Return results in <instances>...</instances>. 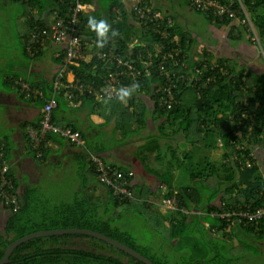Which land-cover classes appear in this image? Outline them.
Segmentation results:
<instances>
[{"label":"trees","instance_id":"trees-1","mask_svg":"<svg viewBox=\"0 0 264 264\" xmlns=\"http://www.w3.org/2000/svg\"><path fill=\"white\" fill-rule=\"evenodd\" d=\"M1 1L20 3L22 5V14L26 18L29 29L22 34L26 42L28 33L32 28L38 26L51 30L56 20L54 13L58 11L66 15L77 0ZM88 1L94 0H84L86 3ZM98 1H101L103 5L99 8V11H94L92 15L99 17L97 19L107 18L106 20L112 24L113 28L119 29L120 32L118 37L110 38L106 47L112 46L115 53L131 59L138 69L143 70L142 82H135L140 85L136 93L145 94L153 98L155 112L160 117H163L165 124L168 122L169 124L173 123L174 128L171 132L174 135L185 134L186 136L187 147L185 153H179L173 146H170V152L173 153L180 164L184 163L183 166L191 167L190 170L187 168L191 184L181 185L178 193H174L171 190H167L163 194L160 193V199L165 196L175 195L180 200V204L190 210L202 209L218 213L241 204H251L253 207L264 205V0H241L257 29V43L253 39V33L247 30L244 24L239 21L244 16L243 14L238 13L240 18L237 16L231 17L225 12L219 14L218 7L205 9L200 8L194 0L184 1L185 6H189L194 13L203 16V19L211 26L225 29L220 34L223 38H227L223 43L221 41V51H224V53L222 52V54L218 55L214 52L212 53L209 47L201 46L191 32L180 27L176 21L175 14L166 13L174 21L170 36L164 38L159 34H155L152 32L151 26L147 25L142 26V30L145 33L137 35L136 31L133 32L127 23V14L129 12L123 4H120L117 0ZM216 1L224 8L229 7L241 12L240 0ZM148 3L153 8L158 9L151 2ZM114 8L121 10V21H114L116 17ZM92 15L84 14V10L79 15L81 25L79 35L85 43L96 37L94 32L92 34L86 28L88 18ZM83 16L87 20L84 21ZM47 41L53 43L50 36L46 37L45 43ZM230 45L234 47L231 52L229 51ZM174 47L179 50L175 58L179 60L180 65L176 66L167 60L169 72L172 69L174 74L171 72V77H169L174 100L170 106L163 107L159 104V97L164 92L159 91V89L164 83L168 82L169 78L165 74L160 73L155 64L160 58H163L162 55L165 52L170 51ZM239 47L251 49L254 54L256 48L258 57L257 62L253 66L247 62L241 64L239 61ZM98 50L99 48L96 46L90 50L87 49L86 54H91L92 57L87 56L88 59L79 60L78 64L71 65L66 77L70 80L79 79L85 85L94 81L97 86H100L103 79L108 76L111 69L115 66L103 63L98 56ZM44 52L45 49L34 58L42 56ZM229 52L231 56L228 55ZM25 53L29 55L26 49ZM61 54H65V49L61 51ZM149 55H152L154 67H151L148 75L142 61L147 60ZM56 59L58 64H60L62 57L56 56ZM182 62L185 64L183 65ZM196 69H198L197 73L195 72ZM181 73L184 74L185 80L178 78ZM195 75L197 84L193 85L195 81L191 77H195ZM210 75L212 80H207ZM17 81H14V84L18 93L25 99V94ZM204 83L208 84V87H202ZM29 85L43 87L47 96L51 89V83L47 87L34 85L30 82ZM198 91L202 92L201 96L197 94ZM78 95L77 106L74 107L70 105L63 92L59 93L57 107L52 110V118L55 123L59 124L56 121V110L60 107L62 101L66 103L68 101L70 107L77 108L82 100H99L88 90L78 91ZM101 101L106 100L101 99ZM117 101L124 104L120 100ZM40 104L42 105V121L44 104L43 102ZM130 104H133V99H130L128 105ZM133 113L134 111L130 114L131 120H134L136 127L140 130L146 124L145 117L138 113ZM163 121L160 125H164ZM177 123L179 126L176 125ZM250 125H252V129L249 128ZM40 126L41 122L25 127L29 149L37 159L45 158L47 153L46 146L50 140L58 138L72 145L64 137L49 133L41 141L40 149L43 155L42 157H37L36 151L30 146L28 128H40ZM62 126H70L77 130L72 125ZM210 127L215 128L213 141H207V138L202 136V132L205 130L208 129L207 133L213 130ZM168 132L166 131L164 135L170 138L171 135ZM81 133L84 137L82 131ZM216 139L221 140L223 142L222 145L227 147L222 161H214L206 156L203 157L202 154L199 156L193 154L196 146H205L211 150L215 149L217 146ZM2 143L5 145L6 160L10 162L8 144L6 141H0V144ZM244 143L245 148L241 151L238 150L242 165L234 160L227 161L229 157H233L237 150V145ZM86 145L92 149L87 142ZM93 151L98 153L96 150ZM250 153L253 155L250 156ZM86 157L87 153L84 152V161L89 166V171L91 169L90 172L96 176L95 178L93 177L94 180L91 181L89 176L80 178L79 194L74 203H63V205H55L53 208L47 206L40 212L38 205L43 207L44 204L49 202L41 199L38 187H28L21 196L18 193L15 174L10 166L8 174L12 178L15 186L13 192L18 195L21 207L16 212L11 208L9 209L10 214L7 217L6 224L3 230L0 229V259L4 256L8 245L20 237L41 230L77 227L95 230L117 239L136 249L155 264H234L243 258L257 257V233H260L262 229L264 230V219L260 222L258 228L253 225L235 228L236 225H234L233 229L226 232L224 229L231 222L230 220L222 218L220 215L213 217L206 215L203 220L208 221L211 225V233L209 234L201 226L203 220L198 217H193L180 211L171 212L164 216L161 215V211H158L160 207L152 204V202L160 201L157 196L158 193L143 197L136 192V185L134 184L135 172L130 184L133 197L124 198L120 194H116L112 185L100 180L94 170V166ZM101 157L104 161L111 163L102 155ZM188 158L191 161H186ZM112 164L123 172L130 171L116 163ZM118 207L137 210V213L156 232L159 231L164 239H166L165 234L167 231L170 234L174 232V236H171L169 241L172 247L175 245L173 240H183L187 237L189 226L191 229L193 226L199 227L205 249H202V253V250H200L196 254L198 246H195L189 255L180 252L175 257H172L171 255L176 251L167 254L168 252H158L155 248L141 245L132 233L123 230L117 225L119 220H121L122 214L118 217L112 214V210ZM77 237L92 236L62 234L29 239L15 248L11 255L13 261L7 264H145L111 244L114 249L108 250L110 253H102V250L99 252L93 249L97 247L100 249L106 248L103 243L100 244L93 241L94 247L90 249L69 247L66 246V243V245L58 244L65 242V239ZM233 238H237V244L231 241ZM251 238H253V241H251ZM165 242L167 243V241ZM175 242L177 243L178 241ZM48 244L50 245L48 246ZM188 245L191 246V244ZM194 248H196L195 253L193 252Z\"/></svg>","mask_w":264,"mask_h":264},{"label":"crops","instance_id":"crops-1","mask_svg":"<svg viewBox=\"0 0 264 264\" xmlns=\"http://www.w3.org/2000/svg\"><path fill=\"white\" fill-rule=\"evenodd\" d=\"M117 1L123 4L128 10L127 23L133 32L136 31L137 35H142L144 31L138 25L130 10L136 2H151L161 11L175 14L176 21L180 27L191 32L196 40V29H199L198 20L194 19L192 21L193 24L188 23L192 19L186 17V9L192 13L194 12L189 6H185V0ZM0 3L7 4L8 2H1L0 0ZM102 5L101 1L98 0L88 1L85 5L84 14L92 15L94 11H99ZM164 7L165 9H162ZM192 16L195 18V15ZM82 18L84 21L87 20L85 16ZM209 25H207L209 29L210 27L212 29L214 28L211 25L209 27ZM86 28L93 34L88 26ZM221 31L224 32L225 29H221ZM24 43L25 41L23 39V47L20 51L22 57L17 54L18 61L14 58V61L10 62L7 67H0V141H6L8 144L9 163L15 174L18 193L22 196L28 187H37L41 181L42 172L46 171L45 168L50 167L51 170L53 167L57 170L59 165H66L69 161L76 164L74 165L77 168L76 174H79L80 178L89 176L91 181L94 180L93 177H96L95 174L90 172L91 169L89 171V166L84 161V150L70 145L65 140L56 138L55 140L48 141L46 146L47 153L43 159H37L31 153L26 138L25 127L41 122L42 105L40 102L27 101L22 98L18 93L14 81L25 80L34 85L47 87L52 82L58 70L59 64L56 59V54L61 52L64 47L63 45L47 41L45 52L42 56L31 58L25 53ZM239 48L241 49V47ZM232 50L230 48L229 51L231 52ZM217 51L220 54L222 52L224 53L220 48ZM245 51L253 52V50L246 48L245 50L243 49V52ZM230 52L228 55L231 56ZM239 52V61L241 64L247 62L253 66L254 62L252 61V57H247L246 55L248 53L246 52L242 53L240 50ZM253 55L254 53L249 56ZM132 99L133 104L130 105L122 104L117 100H82L77 108L70 107L68 101L67 103L62 101V104L56 110V121L61 125L75 126L82 131L87 144L93 150L100 153L107 161L116 163L124 169L133 170L135 172L134 184L136 185V192L140 193L141 196L149 197L152 193H158L157 196L160 199L159 194H163L167 190L178 193L181 187L178 184L181 180L179 167L181 164L173 153L170 152V146L175 147L179 153H185L187 147L186 136L185 134L176 136L170 131L168 132L171 135L170 138L168 137L169 139L164 135L167 131L164 127L166 124L163 121V117H160L155 112L153 98L145 94L136 93L135 96H132ZM132 111L145 117L146 124L140 130L136 127L134 120H131L130 114ZM162 121L164 125H160ZM108 137L113 138L112 143H109L107 140ZM216 142L217 146L212 150L211 159L214 161H222L227 147L222 145L223 142L219 139H216ZM143 149L146 155L142 152ZM158 211H161V215L163 216L171 213L163 208H160ZM137 212V210H131L125 207H118L112 210L113 215L119 217L122 214L120 217L121 220H119L117 225L123 230L130 232L127 222L130 223L133 219H137L151 231L156 232ZM9 214V209L0 203L1 230H3ZM166 222L169 223L168 220ZM201 226L204 227L205 232L211 233V225L208 221L203 220ZM195 228L197 230L200 229L199 227ZM198 231H201V229ZM216 237L218 238V236ZM79 238L65 239V242L58 244L79 247L78 245L83 242L89 245L90 241H75V239L78 240ZM251 241H253V238H251ZM256 241L257 255L261 257L262 252L264 253L263 229L260 233H257ZM170 246L169 244L168 247L171 249L172 246ZM93 249L99 252L102 250V253H110L106 248ZM193 252L195 253V251ZM197 253H199V249L196 250Z\"/></svg>","mask_w":264,"mask_h":264},{"label":"built area","instance_id":"built-area-1","mask_svg":"<svg viewBox=\"0 0 264 264\" xmlns=\"http://www.w3.org/2000/svg\"><path fill=\"white\" fill-rule=\"evenodd\" d=\"M200 8H210L218 7L219 14L226 13L231 17H239L238 13L243 14L244 16L239 19V21L244 24L245 28L253 33V39L257 43V29L250 17L249 12L246 10L242 1L240 0L241 12L235 11L229 7L220 6L216 0H194ZM79 5V7H77ZM86 2L84 0H77L73 3V6L69 9V12L66 15L56 11L54 14L56 20L51 27V30L45 27H34L28 33L25 49L31 58L36 57L43 49H45V39L50 36L53 43L63 45L65 49V54L62 55L61 52H58L56 56H61L62 61L59 64V69L55 74L53 81L51 82V89L48 96L46 95L43 87H33L29 85L28 82L18 80L17 83L21 85V89L25 94L26 100L43 102L44 117L41 121L40 128L29 127L28 135L30 138V146L36 151L37 157H42L43 153L40 149L41 141L46 137L47 134L52 133L58 136L64 137L68 142L77 148H81L84 152L87 153V159L94 166V170L100 180L107 184L112 185L116 194H120L124 198H132L133 191L130 188L131 179L134 176V171L130 170L128 172H123L115 167L112 163L104 161L99 153L94 152L86 145V141L80 130H75L70 126H62L54 122L52 118V110L57 107L58 104V95L60 92H63L65 97L68 99L71 106H77L78 91L88 90L92 93L95 98L101 100H119L117 96L118 89L121 86H130L133 83L142 82L143 70L138 69L136 65L133 64L131 59H128L119 53H115L112 49L113 47H104L99 48L98 56L105 64H113L115 67L111 69L108 76L105 77L100 84L97 86L93 81L90 84L85 85L79 79L70 80L67 78V74L70 71V66L78 64L79 60L88 59L92 57L91 54H86L87 49H92L96 46L95 41L96 37H93L89 42H83L79 31L81 28L80 25V13L82 10H85ZM116 11V17L114 21H119L122 19V13L119 8H114ZM131 14L137 21L138 25L141 27L144 25L151 26L152 32L159 34L162 37H168L171 35V31L174 26V21L170 15L163 13L161 10L155 9L148 2H136L131 10ZM178 48L174 47L168 52H165L160 60L155 64L157 70L160 73L165 74L168 78L171 77V72L167 67V60L170 63H173L176 66H179V60L175 58V55L178 54ZM144 68L149 75L151 67H154V60H152V55H149L147 60L142 61ZM183 65L185 64L182 62ZM181 63V64H182ZM153 64V65H152ZM214 67V66H213ZM198 72V69L195 70ZM173 74V72H172ZM174 75V74H173ZM179 79L185 80V76L181 73L178 77ZM195 82L193 85H196V75L191 77ZM142 79V80H141ZM212 80V76H209V79ZM130 84H129V83ZM202 87H208V84L204 83ZM164 93L159 97V104L161 106H170L174 100L173 89L171 85V79L169 78L168 82L159 89ZM199 96L202 95L201 91L197 93ZM131 99V98H130ZM128 99L127 102L130 100ZM252 129V125L249 126ZM264 136V134H263ZM244 144H238L237 150L234 153L233 157H229L227 161L234 160L242 165L240 157L238 156V150L241 151L245 148ZM253 155L250 153V156ZM10 163L6 160L5 156V145L4 143L0 144V203L13 211H18L21 207V204L18 199V195L13 192L15 188L12 178L9 177ZM133 180V179H132ZM160 201L152 202L153 205H157L160 208H163L169 212H183L189 214L193 217H198L203 220L206 215L211 217L215 215H220L222 218H226L231 222L224 229L228 232L239 226L253 225L257 228L260 225V222L264 219V205H257L253 207L251 204H241L233 206L229 209L223 210V212H213V211H204L202 209L190 210L185 206H182L180 200L175 196H165Z\"/></svg>","mask_w":264,"mask_h":264},{"label":"rangeland","instance_id":"rangeland-1","mask_svg":"<svg viewBox=\"0 0 264 264\" xmlns=\"http://www.w3.org/2000/svg\"><path fill=\"white\" fill-rule=\"evenodd\" d=\"M2 2V1H1ZM162 9H165L162 8ZM22 5L20 3H12L8 2L7 4H1L0 3V67L5 68L7 65L14 61V58L18 61V56H21L20 51L22 50L23 47V37L22 34L26 33L28 29V23L26 21V18L22 14ZM163 12V11H162ZM163 13H168V12H163ZM195 15V18L194 16ZM186 17L188 19H192L189 21V24H193L192 21L194 19L198 20V26L199 29H196L197 37L196 41H198L201 46L205 45L209 47L215 54H220L217 49L220 50L222 49L221 47V41H226L227 38H223L220 34H222L221 29L214 27L213 29L210 27L207 21H205L203 16L198 15L196 13H192L188 9H186ZM210 29L208 28V26ZM195 30V28H194ZM216 45V46H215ZM216 48V49H215ZM230 48L234 49L233 46L230 45ZM248 49V48H246ZM245 50V48H244ZM240 51L243 52V49L241 47ZM248 55L247 57H254L252 58V61L255 63L257 62V50L255 48V54L253 56H249L253 52L249 51L246 52ZM18 54V56H17ZM22 57V56H21ZM20 59V58H19ZM253 63V64H254ZM132 99V98H131ZM130 101V100H129ZM129 101L126 102L125 104H129ZM124 103V102H123ZM177 126L178 123H177ZM167 131H172L174 128L173 123L169 124V122L164 126ZM213 129L211 132H208V129L202 132L203 138H207V141H213L215 137L214 133V127H210ZM178 136V135H176ZM107 140L109 143L113 142L112 137H108ZM183 144V143H181ZM142 152L146 155L145 150L143 149ZM212 150L209 149L208 147L202 146L198 147L196 146L194 149V153L196 155L202 154L203 157L206 156L209 159L211 158ZM141 158V156H140ZM191 161L189 158L186 161ZM74 162H68V164H63L59 165L57 167V170L55 168L47 167L45 168V172H42L41 175V181L39 185H37L40 193V197L42 200H45L46 202H49L47 204L38 205V210L39 212L42 211L43 209L47 208H53L55 205H63L64 204H71L74 203L76 198L78 197L79 194V185H80V177L79 174H76V165ZM182 163L180 167V172H181V180L178 183L180 186L181 185H187L191 184V179L189 178V173L188 169L190 170L191 167L184 165ZM188 168V169H187ZM228 168V167H227ZM56 171H55V170ZM229 169V168H228ZM127 225L130 228V232L134 235V237L138 240V242L141 245L144 246H152V248H155L158 252L162 253H173L176 251L172 257H175L177 253L184 252L185 255H189L193 247L198 246L199 251L204 248L203 245V239L200 235V232L193 227L192 229H189V232L187 234V237L183 240H173L175 245L170 249L168 247L169 241L171 240V236H174L170 232H166L165 237L166 239L163 238L162 234L158 232H153L151 231L147 226H144L139 220L133 219L130 223L127 222ZM176 233V232H175ZM75 241H90L89 245L87 243H80L78 246L83 247V248H92L94 245L92 244L93 242H98L100 244L103 243V245L106 247L107 250H113L114 247L111 246L110 244L103 242V240H100L95 237H84V238H79L78 240L75 239ZM93 241V242H92ZM167 241V243L165 242ZM175 241H178L177 243ZM235 244L238 243L237 239H232ZM188 244H191L188 245ZM171 247V246H170ZM100 249L99 247H97ZM172 250V251H171ZM196 248H194V251ZM125 259V258H124ZM234 264H264V253L262 252V256L260 257L257 255L251 256L250 258H243L241 260L236 261Z\"/></svg>","mask_w":264,"mask_h":264},{"label":"water","instance_id":"water-1","mask_svg":"<svg viewBox=\"0 0 264 264\" xmlns=\"http://www.w3.org/2000/svg\"><path fill=\"white\" fill-rule=\"evenodd\" d=\"M62 234H84V235L92 236V237L98 238L100 240H103V241L117 247L118 249L124 251L128 255L134 257L135 259H137L139 261H142L145 264H155L148 257L144 256L143 254H141L136 249L130 247L129 245H127V244H125V243H123L117 239L109 237V236H107L101 232L95 231V230L86 229V228H78V227L77 228H57V229H50V230H41V231L30 233V234L23 236V237H20L8 245L4 256L0 259V264H7V263H10L11 261H13L11 259V255L13 254V251L15 250V248L18 245H20L21 243H23L29 239H32L35 237H40V236L62 235Z\"/></svg>","mask_w":264,"mask_h":264},{"label":"clouds","instance_id":"clouds-1","mask_svg":"<svg viewBox=\"0 0 264 264\" xmlns=\"http://www.w3.org/2000/svg\"><path fill=\"white\" fill-rule=\"evenodd\" d=\"M77 7H79V5H77ZM87 26L96 34L95 44L96 47L100 49L106 47L110 38H115L120 35L119 29L113 28L112 24L103 18L97 19L96 17L89 16ZM139 88V83H133L130 86H121L117 92L118 99L126 103Z\"/></svg>","mask_w":264,"mask_h":264}]
</instances>
